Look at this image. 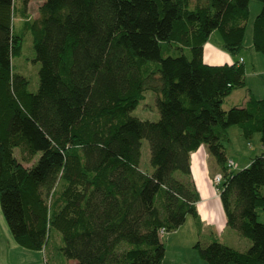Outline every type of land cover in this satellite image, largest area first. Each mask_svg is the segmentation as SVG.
I'll return each instance as SVG.
<instances>
[{
  "label": "trees",
  "instance_id": "trees-1",
  "mask_svg": "<svg viewBox=\"0 0 264 264\" xmlns=\"http://www.w3.org/2000/svg\"><path fill=\"white\" fill-rule=\"evenodd\" d=\"M251 1L44 0L26 23L40 64L31 92L12 69L23 38L14 0H0V209L17 245L41 251L53 228L76 264H162V236L197 219L190 154L205 145L223 174L226 224L251 246L212 239L195 250L206 264H264V98L225 110L244 68L204 62L214 31L225 51L241 52ZM257 1L252 42L264 55ZM146 91L160 121L131 115ZM233 126L245 140L259 134L263 150L237 171L226 167ZM142 140L151 173L140 169ZM14 149L41 155L25 167Z\"/></svg>",
  "mask_w": 264,
  "mask_h": 264
},
{
  "label": "rangeland",
  "instance_id": "rangeland-1",
  "mask_svg": "<svg viewBox=\"0 0 264 264\" xmlns=\"http://www.w3.org/2000/svg\"><path fill=\"white\" fill-rule=\"evenodd\" d=\"M195 2H198L200 5L203 6L208 4V0H194V3ZM16 7L17 9H19L20 7L23 9V0H16ZM260 10H261V3L257 0H252L249 6V16L246 22V29H245V32L247 31V37L244 36L245 40L243 41L241 48V54L246 58L248 63H251L253 61V57H252V53H250V51L247 50V45L252 46V41H251L252 25L254 19L259 14ZM19 16L20 13L17 11L16 17L18 18ZM14 32L18 35H21L23 38H22V49L20 56L14 57L12 59L13 72L15 74H20L24 76L29 81V90L36 92L39 84L38 71L40 68V64L39 62L35 61V53L32 46L31 33L27 30L24 31L22 22L18 20L15 21ZM211 41L213 45L216 44L223 46L222 39L218 31H216ZM253 53H256L257 56H259L263 60L262 62H260V69L264 71V55H262L259 52H256L255 50L253 51ZM251 71L252 70H248V72L247 70L245 71L246 82L251 85H254L255 83L259 84L258 78L253 76ZM246 90H247L246 87L233 90L232 92L234 94L233 97L227 98L225 100L223 104V108L225 110H228L231 107L242 105L241 101L244 95L246 94ZM155 101H156V95L154 92L152 91L144 92V99L139 103V105L131 113V115L142 121H152V122L160 121L159 120L160 114L155 105ZM227 135L230 141L228 144L225 145V154L227 157H230L232 160L239 163L241 167L245 163L251 161V159H253L257 155H259V146H261L259 134H255L251 139L245 140L241 136L240 129L237 126H233L227 130ZM14 154L18 159V161L23 163L25 167H30L33 163H35L39 159L41 155V153H38L37 155L34 156L32 160L27 161L21 155L19 149H16ZM149 158H150V153H149L148 142L147 140H142L140 169L146 173H151L152 171V167L149 163ZM232 170L237 171L238 169L236 167L235 169ZM217 174H221L223 178V174L220 170L219 172L213 175L212 181ZM193 220L194 219L192 218V216L189 215L186 224L184 225L183 229L178 235L172 236V234L174 233L171 232L162 236V241L166 243V249H167L165 264H175L174 262L175 249L177 248V246H180L179 244L182 243L184 237L188 238L190 234L195 235V231H196L195 226L193 225L194 227L191 228L192 226L191 224ZM191 231L194 232L191 233ZM177 239H181L179 243ZM249 242L251 241L249 240ZM15 245L17 246L15 247L16 249L14 248L9 253V255L7 254L8 258L4 260L1 264H29V261H33L32 256H36V258L38 259V264H46V262L47 264H65L67 260L62 256V254H60L58 250L59 247L62 245L61 235L57 230L53 228H51V230L49 231V237L45 245V248L43 249V252L27 250L25 248L20 247L16 243ZM183 254L185 258H190L192 261H194L193 262L194 264H201V263L203 264V262H205L200 257L197 250L196 253H194L197 256L196 263L194 260L195 255H193V253L190 255L189 252L184 251ZM204 264H206V262Z\"/></svg>",
  "mask_w": 264,
  "mask_h": 264
},
{
  "label": "crops",
  "instance_id": "crops-1",
  "mask_svg": "<svg viewBox=\"0 0 264 264\" xmlns=\"http://www.w3.org/2000/svg\"><path fill=\"white\" fill-rule=\"evenodd\" d=\"M43 1L44 0H29L27 10L24 11L21 7L17 9L16 0H14L13 29L15 21L18 20L22 22L24 31H26L27 21L38 17V8L43 3ZM191 5L194 6L200 4L198 2L194 3V0H191ZM17 11L20 13V16L18 18L16 17ZM215 33L216 31L211 34L208 41L204 45V62L207 65L211 66H220L224 64L232 65L234 63H237L238 65H242L245 71L247 70V72L248 70H252L251 73L253 76L258 78L259 84L255 83L254 85H251L247 83L245 79V87L247 90L241 101L242 105H239L238 107L243 106L250 95L257 99H263L264 71L260 69V62H262L263 60L259 56H257L256 53H253V42L252 46L247 45V50L252 53L253 57V61L251 63H248L246 58L242 56L241 52L238 55L233 56L225 51L223 46L216 44L213 45L211 40ZM245 37H247V31L245 32ZM30 91L33 92L32 90ZM233 95L234 94L232 93L228 98L233 97ZM15 150L16 149H14V153ZM262 152V147L259 146V154H261ZM227 159L232 160L230 157H227ZM235 163L237 165V169L239 170L245 168L250 163V161L248 163H245L242 167L239 163ZM190 165L191 180L199 197V200L196 203L197 219L192 217L194 220L191 224V228L195 226L196 231L195 235L190 234L188 238L184 237L182 243L179 244L180 246H177V248L175 249V264H194V261H192L190 258L184 257V251L189 252L190 255L193 253V255H195L194 260L196 263L197 256L196 254H194L196 253L194 247L195 244L197 242H200L201 244H208L212 239H216L219 242L241 252L247 250L251 246V242H249V240H247L246 238L241 237L235 230L229 228L226 224V217L220 198L218 195H216L214 187L212 185V177L214 174L220 171V168L217 165L215 159L209 154L205 145H201L196 151L190 154ZM257 214L259 221L264 223V208L258 209ZM187 220L188 216L185 223L178 229L173 231L174 234H172V236L178 235L181 232ZM193 232L194 231H191V233ZM180 240L181 239H177L178 243ZM163 244L165 246V257L162 261V264H165L167 249L166 243L163 242ZM15 247H17L15 245V241L0 210V264L8 258L9 253ZM38 252H43V250ZM32 258L33 261H29V264H38V259L36 258V256H32ZM66 263L76 264L74 260H66ZM204 263L205 262H203V264Z\"/></svg>",
  "mask_w": 264,
  "mask_h": 264
},
{
  "label": "built area",
  "instance_id": "built-area-1",
  "mask_svg": "<svg viewBox=\"0 0 264 264\" xmlns=\"http://www.w3.org/2000/svg\"><path fill=\"white\" fill-rule=\"evenodd\" d=\"M226 167L228 168V170H232V169H235L237 167L236 163L232 160H228L227 163H226ZM223 182V178H222V175L221 174H217L214 178H213V185H214V188H215V191L217 193V195L220 193L221 191V184ZM164 233V232H162Z\"/></svg>",
  "mask_w": 264,
  "mask_h": 264
}]
</instances>
